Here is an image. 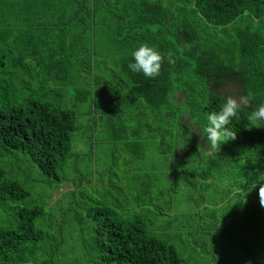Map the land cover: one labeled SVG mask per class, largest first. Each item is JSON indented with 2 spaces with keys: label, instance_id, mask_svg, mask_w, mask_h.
Wrapping results in <instances>:
<instances>
[{
  "label": "trees",
  "instance_id": "trees-1",
  "mask_svg": "<svg viewBox=\"0 0 264 264\" xmlns=\"http://www.w3.org/2000/svg\"><path fill=\"white\" fill-rule=\"evenodd\" d=\"M143 43L166 57L154 79L128 67ZM170 51L174 63L167 60ZM223 76L244 81L250 107L227 125L236 139L209 156L198 149L191 126L206 136V114L224 103L213 91L224 84ZM73 99L87 110H72ZM261 104L264 0H0V160L31 163L47 195L34 196L29 177L23 179L10 163L0 166V264H195L170 243L185 232L174 233L169 221L159 228L149 224L152 212L130 215L128 205L106 192L104 202L105 196L93 193L101 180L110 193L118 188L104 175L94 184V174L66 170L85 119L100 120L87 124L94 139L105 131L132 159L146 160L157 139L169 150L165 155L183 154L182 149L192 154L181 164V176L197 195L231 180L224 200L214 205L225 207L220 224L212 212L209 220L200 212L190 216L186 233L200 249L221 231L224 219L229 232L239 227L245 240L258 242L255 261L213 258L211 264H264V207L258 195L264 183V121L248 120ZM154 122L163 125L151 140L146 132ZM123 164L133 166L128 158ZM67 183L74 189L50 206ZM125 189L119 186L129 200ZM141 194L133 198L135 210L160 205L145 198L150 187L143 186ZM208 206L207 200L206 212ZM159 208L157 220L173 211Z\"/></svg>",
  "mask_w": 264,
  "mask_h": 264
},
{
  "label": "rangeland",
  "instance_id": "rangeland-1",
  "mask_svg": "<svg viewBox=\"0 0 264 264\" xmlns=\"http://www.w3.org/2000/svg\"><path fill=\"white\" fill-rule=\"evenodd\" d=\"M113 79L114 78H112L111 81ZM183 98L182 94H179L178 99L182 101ZM73 100L74 102H70V104L75 107L71 108L72 110H79L80 112L87 110L86 106L79 105L76 103L75 99ZM87 120L89 119H85V131H78L74 135L72 157L67 166L68 169L66 170L72 174H77V171H80L85 177H91V174H94V184L98 183L97 178L100 182L99 177L102 179L104 175L106 181H112V183L118 187H114V190L110 189V191H112L110 193L108 191L109 189L104 188L106 187V183L101 180L99 184L100 187L96 188L97 191H93L97 197H104V192H106V194H110L113 198L119 197L125 205H128L127 208L129 209L127 210V213L130 215L141 213L149 214L152 212L147 217L149 224H155L159 228V224H167V221H169V226L172 228L174 233L175 230L178 233L181 231L185 232L182 240L175 239V242L170 243L174 245L176 244L182 257L188 262L195 264H211V259L213 258H216L219 261H255L256 248H254V243L258 242L253 239L245 240L244 233L240 231L239 227V229L237 228V231L229 232L231 228L227 227V222H225L224 219L221 223V231L218 229L216 233H213L212 236L206 238L202 242L203 247L200 249H196V247H194L195 243L191 241V238L187 235L185 230V227L190 224V216H194L200 212L202 215L204 214L207 220L211 217L208 213L212 212L213 217L216 219V223L220 224L221 220L219 219V214L225 211V207H222L221 204L219 205L221 206L220 209H218L214 205L215 203H221L224 200V190H227L231 186V180L229 181V184L227 183L225 185H210V187L205 190L203 194L197 195L198 191L196 188L189 187L186 177L184 175L181 176L183 168L180 166L184 162L187 163V160L191 161L190 155L192 154L189 155L187 151L184 150L183 154L165 155L164 152L168 149L164 145L162 147L160 140L157 139L155 149L153 148L152 151L149 152L146 151L145 155H149L148 158H145L146 160L139 158L132 159L127 152H124V149L120 145H117L118 143L116 142V139L112 135L108 136L105 131H99L95 136V140L93 138L92 131L87 128V124L89 125V122L91 121L88 122ZM98 122L100 123L99 119L94 120V122H91V125L95 123L97 124ZM162 125L163 123L154 122L153 128L146 132L147 136L153 140L157 137V135H159L160 129L156 130V128H159ZM203 147H205L204 144ZM172 152L174 153V151ZM223 153L225 154V152ZM125 158L132 160L133 166L124 165L123 163ZM112 161H114V164L110 165L112 164ZM9 163L10 169H13L17 173H21V177L23 176V179L29 177L30 180H28L30 181V184H28V187H30L34 193V196L37 197V194H39L40 199L46 198L45 196L47 195L45 188L41 184L43 177L38 174L37 170H34V168L31 167V163L28 161L24 164L12 162V159L11 162L8 159L0 160V166L4 168H7ZM116 165H118V168ZM107 167H109L114 173L112 174L108 172ZM229 168L232 170V163ZM232 174H234V172H232ZM120 178H125V180H121ZM39 180L41 183H36V181ZM126 181L129 182L127 183ZM208 183L210 184V181ZM121 184H124L127 194H129L130 191L131 199L129 198L128 200L126 193L120 192L119 186H121ZM143 186L150 187V195L145 198L149 200L152 198L158 202H156V205H160L148 206V208H139L138 210L134 209L135 206H137V203L134 202L133 198H135V196L144 197L142 194L139 195ZM70 189H74V186L67 183L59 193L54 194V197L50 200L49 205L51 206L57 204L61 198H64V194ZM39 190L41 192H38ZM89 194L90 197H92V191H90ZM161 195H164L166 198L162 200ZM145 198H142V201H148ZM207 200L209 202V206L206 212L205 206L207 204ZM107 201L108 200L105 196L104 202ZM159 206L165 211H170V207L172 206L173 211L167 212V216L165 215L164 219L157 220L156 211L160 209ZM207 222L211 225L213 220ZM212 228H214V224L212 225ZM189 242L191 243L189 244ZM68 256L71 257L72 253H69Z\"/></svg>",
  "mask_w": 264,
  "mask_h": 264
},
{
  "label": "clouds",
  "instance_id": "clouds-1",
  "mask_svg": "<svg viewBox=\"0 0 264 264\" xmlns=\"http://www.w3.org/2000/svg\"><path fill=\"white\" fill-rule=\"evenodd\" d=\"M134 63H129L128 67L132 72L143 73L148 78H156L160 75L162 64L165 60V54L158 51L155 46L148 43L141 44L132 53ZM169 63H174V53L171 51L166 54ZM224 103L220 110L206 114L207 126L204 128L205 135H201L199 130L195 135L200 136L202 141H206V150L203 147L198 149L204 150L209 156L216 155L222 144L236 139V132L227 127L233 118L238 116L240 109L250 107V94L242 93L241 88L236 89V95L225 91L222 95ZM249 123L257 125L258 122L264 121V104L253 109L248 116ZM257 185L254 184V188ZM259 203L264 207V183L259 186Z\"/></svg>",
  "mask_w": 264,
  "mask_h": 264
},
{
  "label": "flooded vegetation",
  "instance_id": "flooded-vegetation-1",
  "mask_svg": "<svg viewBox=\"0 0 264 264\" xmlns=\"http://www.w3.org/2000/svg\"><path fill=\"white\" fill-rule=\"evenodd\" d=\"M223 77H224V81H225L224 84H222L220 87H217V88L228 86L230 88L225 89V91L231 93L233 96L236 95V89L237 88H241V92L245 93V88H243V86H245V83L243 80H241L239 78H237V80H234V78H232V76H223ZM224 92H221V94H223ZM192 132H193V136L199 140V146H202L203 144L206 145V143H205L206 141H202L200 136L194 134L195 128H193V127H192ZM181 151H184V149H182Z\"/></svg>",
  "mask_w": 264,
  "mask_h": 264
},
{
  "label": "water",
  "instance_id": "water-1",
  "mask_svg": "<svg viewBox=\"0 0 264 264\" xmlns=\"http://www.w3.org/2000/svg\"><path fill=\"white\" fill-rule=\"evenodd\" d=\"M209 84H210V85H213V82H210ZM227 88H230V87H228V86H224V87H221V88L216 89V90H213V91H214V93L221 94V92H224L225 89H227ZM243 88H245V86H243ZM179 94H180V92L176 93L175 97L178 98ZM222 95H223V94H222ZM191 127L195 128V131L198 129L197 126H194V125L191 126ZM205 143H206V142H205Z\"/></svg>",
  "mask_w": 264,
  "mask_h": 264
}]
</instances>
